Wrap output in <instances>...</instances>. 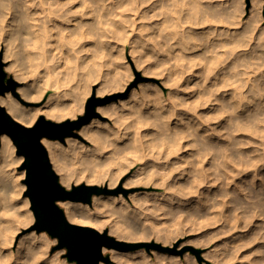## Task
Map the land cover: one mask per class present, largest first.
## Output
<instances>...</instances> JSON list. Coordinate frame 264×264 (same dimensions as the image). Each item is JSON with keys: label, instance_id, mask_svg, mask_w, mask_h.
I'll use <instances>...</instances> for the list:
<instances>
[{"label": "bare ground", "instance_id": "1", "mask_svg": "<svg viewBox=\"0 0 264 264\" xmlns=\"http://www.w3.org/2000/svg\"><path fill=\"white\" fill-rule=\"evenodd\" d=\"M212 1H208L207 4L204 0H0V50H4V60H8L6 69L13 71L15 77L24 82L18 89L20 98L12 92H6L0 95V103L5 105L7 111L23 124L31 125L43 114L60 120L68 119V117L75 118L83 109L85 96L90 91L91 83L98 79L97 77L100 76L99 78L102 79L97 87V94L111 91L113 86L121 85L122 80L123 82L127 80V78L122 79L120 73V76L118 75L119 71L114 72L110 78L107 75H101L103 64L100 59L102 60L105 52L102 49L103 54L100 53L99 46L103 44L105 48V45H108L112 49L113 45L115 46L112 39L126 41L132 33L137 35L135 38V45H137L138 35L146 34L143 32L146 25L145 28H148L146 31L149 30L146 35V41L149 40L147 42L149 49L152 51V49L160 48L168 60H175V66H178L180 74L191 71L187 85L195 86L194 89L188 93L187 97L184 95L183 100L179 99L180 93L168 91L169 98H178L176 105L164 95L162 87L156 83L148 85L150 87H146L145 84L141 90L136 91L133 88L134 90L129 92L128 96L122 97L119 101L99 106L103 115L113 118V123L109 124L96 117L81 127L80 133L84 140L92 145L89 151L87 150L89 143L86 145L83 140L77 141L76 138L68 137V143L74 150L79 151L78 155L70 158L71 163L81 162L85 156L92 157L94 162L97 161L95 164L99 166H94L96 170L100 167L102 170L92 172L93 168L87 175L88 181L106 180L111 186L120 182L126 168L139 162L134 176L127 179L124 182L125 185L143 182L163 190L159 193L157 191L132 193L131 199L139 207L154 205L156 202V204L170 203L174 198L171 195L174 196L176 192L178 194L186 188H191L187 187L190 186L189 183L203 179L206 181V178L212 176L210 167L215 166L217 161L220 162L225 174H231L236 170L238 172L245 166L258 167L259 156L252 155L253 157L246 165L241 162V155L245 144L250 142L251 135L248 132L259 129L264 122L262 118L264 114V32L258 33L259 30L254 33L258 26V19L261 17L251 15L252 18L249 21L242 23L240 15L243 7H237L238 2L237 6L234 5L236 7L234 10H228L217 9ZM169 2L173 3L174 7H170ZM168 6L173 8V17L170 15L172 13H169L171 9ZM219 6L221 7L222 4ZM155 17H159L160 22L158 20L149 25L145 24L148 21L144 24L139 23L142 19L149 18V21H152ZM171 17L177 24L173 22L174 25L165 26V22H169L170 19L173 21ZM182 22L196 25L203 23V27L206 23L211 24L207 25V29L205 28L202 34H196L197 30L194 31L192 27L195 25L188 23L190 28L187 29L189 27L187 26L181 29L182 25L186 26L185 23L179 25ZM230 25H235V28L233 29ZM134 50L137 49L134 48ZM140 51L138 50L139 53ZM120 53L124 56L121 50ZM111 58L117 59L113 56ZM150 64L147 68L150 67L153 70ZM165 65L167 66V63L164 67ZM160 66L157 70L162 68ZM125 67L127 68L128 65ZM151 72L149 71L150 74ZM121 73L123 76V72ZM170 75L172 74L167 75L166 80H169ZM192 78L196 81L193 80L194 84L190 85L193 82ZM163 85L166 86L165 83ZM40 98H45L41 106L23 105V100H40ZM187 103L189 105H186ZM177 106L188 108V110L179 109ZM199 107L203 108L202 112L198 109ZM56 140L44 138L43 142L48 148L50 159L63 172L61 180L69 183L72 170L70 169L71 172H69L68 164L63 162L62 145ZM23 159V155L16 153V145L12 138L6 133L2 134L0 137V264H65L60 260L55 262L52 257H46L50 243L45 231L37 234L28 232L27 235L21 236L18 247L16 246V249L13 247L21 226L28 225L35 216L30 207L29 197L23 195L26 185L21 183V178L26 176V169L18 170V165ZM92 165H94L93 162ZM164 190L172 191L169 193L170 197L167 193L162 195ZM123 192H119L117 196L93 195L96 213L91 211L89 205L80 201L65 200L61 203L70 221L99 224L100 227L106 228L102 217L107 210H124L131 207L124 198ZM162 196L167 200H160L163 199ZM124 233L118 236L133 237L129 230L126 232L129 235ZM112 251L115 256L120 255L122 259H128L137 264H187L177 257L160 253L156 254L153 260L145 253L126 258V255H122L119 251ZM225 254L228 255L221 258V264L232 261L230 254L228 252Z\"/></svg>", "mask_w": 264, "mask_h": 264}, {"label": "rangeland", "instance_id": "2", "mask_svg": "<svg viewBox=\"0 0 264 264\" xmlns=\"http://www.w3.org/2000/svg\"><path fill=\"white\" fill-rule=\"evenodd\" d=\"M208 1H212V0H207V1L204 0V2H206L207 4H208ZM237 2L239 3V6H237L238 5ZM212 3L213 4L215 3L214 5H216L215 7H217V9H228V10L233 9L234 10L236 8L235 6L243 7L242 8L243 11L241 12V15H240L241 19H242V23L249 21L254 15L255 16L257 15L258 18L261 17L260 19H258V21H259L258 26H257V29H255L256 31H254V33L258 32L259 30H260V32H258V33L264 32V30H263V28H264V0H254V1L253 0H222V1L221 0H213ZM220 3L222 4V6H221L222 8L219 6V5H221ZM169 4H170V7L171 6L174 7V5H172L173 3L169 2ZM169 4H167V5H169ZM231 5H232V7H230ZM229 8H231V9H229ZM176 9H177V7H176ZM172 10H173V8L171 9V11H169V13H172L173 12ZM174 10H175V8H174ZM182 13H183V11H182ZM174 14H175V11H174ZM170 15L173 17V13ZM251 15H252V17H251ZM159 17H157V18L155 17L154 19L152 18L153 19L152 21H149V18L142 19L139 21V23L144 24L146 21H148V23L146 22L145 24L149 25V23L152 24L153 22H156L159 19H161V17L160 18ZM172 19H173V21L170 19L169 22H165L166 24H164V25L165 26L170 25V24L174 25L173 22H175V19L174 18H172ZM159 22H160V20H159ZM184 23L182 22L179 25H182ZM188 23L187 22L185 23L186 26L182 25L184 28L181 26L182 27L181 29H185L187 26H189V27H187V29H188V28H190V25H195V27L194 26H192V27H193L194 31L197 30V31H195L196 34H198V33L202 34L204 32V30L207 29L206 28L207 25L211 24V23H206V24L204 23L206 26L204 25V27H203V25H202L203 23H201V25L200 24H197V25L196 24H190V23H189L190 24L189 25ZM214 24H217V23H214ZM217 25H219V24H217ZM230 26L233 27V29L235 28L234 27L235 25L234 26L230 25ZM145 27H146V25H145ZM145 27L143 29L144 30L143 32H145L146 34L143 33L142 34L143 36L138 35L139 41H138V39H136L137 45L139 44L138 47H137V45H135V38H137V35H133L134 33H132V35H130V38H128V40H126L127 42L124 40L123 41L121 40L122 42H120V40L117 41L115 39H114L115 40V42H114V40L112 39L111 41L113 42V44H115V46L113 45L115 50H112L114 48L112 47V49H111V47L108 45H105V48H104V46H102L103 44L101 46H99L100 47L99 50L101 51L100 53L103 54L102 49L105 52L103 57L106 55L104 59L102 57V54L100 55V58L102 57V60L100 59V61L103 64V65H101V70H102L101 75H107L110 78V76L111 77L113 76L112 74L114 72L117 73L119 71L118 75L120 73L122 79L125 80L127 78V80H125V82H123V80H122L121 85L123 87L121 85H118L119 88H118V86H113L114 88L111 91L109 90L103 94L102 93L97 94V87L99 86V83L102 80L101 78H99L100 76L97 77L98 79L96 81H94L93 83H91V86L89 88L90 91L88 92L89 94L87 93V95L85 96V101H84L83 106H82L83 109H81L79 111L78 115L75 118L68 117V119H76L80 115L85 114L87 102L91 98V96L93 95L94 88H95L96 95L98 97H106L108 95H117L116 98H113V99H111L105 103L99 104L96 107V110L100 113V116H95L94 118L97 117L99 120L107 121L109 124L113 123V121H112L113 118H111L109 115H103L102 112L99 110V106L108 105L112 102L119 101L122 97L128 96L132 92V90H134V89H136V91L141 90L145 84H146L145 85L146 87H150L151 84L156 83L157 85L162 87L164 89V95H166L168 100H171V102H173L176 105L178 103V98L172 99L171 97L169 98V96H168L169 92L171 90H173V92L175 91L176 93H180V96H181V97H179L180 100H183L185 96L187 97V95H189L188 93L191 92L195 87V86H192V87L189 86L188 87V85H187L188 80H190L189 77H190L191 71H187V72H184L183 74H180V70H179L178 66L177 65H176L177 67L175 66V64H176L175 60H172V59L168 60L166 58V56H164V53L161 52L162 50L160 48L159 49L157 48L159 50V52L157 51L156 48L152 49V51H151L149 49V47L147 46V42H149V40L146 41V35L148 34L149 30L146 31L148 28H145ZM260 27L262 28L263 31L261 30ZM202 29H203V31H202ZM116 41L118 43H116ZM119 42H120V44H119ZM124 42H125V44H123ZM143 42H144V44L146 43L145 46H144ZM132 43H134V44H132ZM121 46H122V48H121ZM139 47H140V49H139ZM123 48H125V49H123ZM131 48H133V49H131ZM134 48L137 50H134ZM146 48H147V51H146ZM106 50H108V51H106ZM120 50L122 51V54H124V56L121 55V53L119 54ZM138 50H141L140 51L141 53H139ZM154 50H156V52ZM3 51L4 50H0V52L3 54L2 59L4 62V70L7 74L6 77L7 78L13 77L18 82V84L15 88V92H13L12 90L7 91V92H12L16 97L19 96V98H20V93L18 92V89L20 86H22L24 84V82L17 79L15 77V74L13 71L6 69L5 66L8 64V60H4L5 58H4ZM132 51H133V53H132ZM115 53H116V56H115ZM108 54H111V55L108 56ZM117 55H118V57H117ZM149 55H151V57L153 55L154 56L152 57V59H150L151 57H149ZM112 56L116 57L117 59L111 58ZM147 56L149 57V59H147L148 58ZM156 56L158 57V59ZM160 56H162V57H160ZM121 57L124 58V60H122ZM143 58H145V59H143ZM155 58H156V60H154ZM109 59H111V60H109ZM141 59L144 61H140ZM150 60H152L153 62ZM159 60H161V61H159ZM107 62H108V64H107ZM112 62H114V63H113V65L110 64V65H112V66H110L109 63H112ZM150 62L153 65L150 64ZM104 63H106V64H104ZM116 63H117V65H116ZM124 63H125V65H124ZM166 63H167V66L165 65V67H164V64H166ZM122 64H123V66H122ZM126 64L128 65L127 68L125 67V66H127ZM149 64H150V66L153 67V70H151L150 67L147 68L149 66ZM160 64H161V66H160ZM168 64H169V66H168ZM173 64L176 68L173 66ZM105 65H107L108 67ZM102 66H104V67H102ZM113 66H114V68H113ZM116 66H117V68H116ZM159 66L162 67V68H159L160 71H158L159 69L157 70V68ZM171 66H173V67L170 69ZM119 67H121V68H119ZM154 69L156 72L154 71ZM145 70H147V71H145ZM148 70L150 72L151 71H154V72H151V74H150ZM168 70L171 73H168L169 72ZM121 72H123V74H124L123 76H122ZM188 72H189V74H188ZM126 73L128 74V76ZM152 73H154V74H152ZM157 73H160V74H157ZM176 73L178 75V78L181 80L180 82H179V79L177 78ZM185 73H187V74H185ZM168 74H172V75H170L169 80H166V77ZM125 75L127 77H125ZM180 75H181V77H180ZM163 79H164V81H163ZM177 79H178V81H177ZM193 80H194V78L191 79V81H193ZM194 81H196V80H194ZM194 81L191 82L192 84L190 83V85H193ZM123 83H125V84H123ZM163 83H165L166 86H164ZM177 84H178V86H177ZM148 85H150V86H148ZM182 85H183V87H182ZM178 87H180V89ZM183 90H186V91H183ZM167 93H168V95H167ZM182 93H183V95H182ZM44 101H45V98H40V100L39 99L23 100V105L28 106V107H38V105L41 106L44 103ZM1 105H3V104H1ZM186 105H189V103H187ZM3 106L5 107V105H3ZM202 107L198 108L200 110V112L203 111ZM177 108L180 109L183 107L177 106ZM183 109L188 110V108H185V107ZM43 115L47 119L57 121V122H61V121L66 120V119L60 120V119H55L52 117H47L45 114H43ZM262 115L261 116L264 119V114H262ZM37 119L35 120V122L37 121ZM35 122H33L31 125L35 124ZM261 124H262V126L260 127L261 129L256 128L255 130H252L251 133L248 132V134L251 135L250 142L245 144V148L242 150L243 153L241 155V160H242L241 162H243L246 165L248 164V162H250V159L253 157L252 155L259 156V158H260V160L258 161L259 162L258 163L259 168L255 167V166H245V167H242L240 169V171H238V172L236 170L235 172L233 171L231 174H227V173L225 174L222 171V166L220 165V162L217 161L214 164L215 166L210 167L211 171L213 172L212 176H210L211 178L208 177L210 179L206 178V181H205V179L199 180V181H193V182L189 183L190 186H187V187H191V188H189V189L186 188V190H183L181 193H178V194L176 192V193H174V196L171 195V197H174V198L170 201V203H164V204L158 203V204H156L157 203L156 202V203H154V205L146 206L147 208L146 207H139L138 205H136L133 202V200L131 199L132 193H151V192H156V191H157V193H159L161 191V188L160 189L154 188L153 186L147 185L143 182H134L128 186L125 185V183H124L125 181H127V179L132 178L134 176L136 167L139 164V162L132 164L131 166L126 168V170H124V172L122 173V178H121L120 182L118 184H114L111 186L109 185L108 181H106V180L100 179V180H97L94 182L88 181L87 175L91 173L93 168H94V170L92 172L102 170L101 167H100V169L96 170V168L94 166L95 165L98 166L97 164H95L97 161L94 162V160H92L93 159L92 157L90 158L89 156H85V158H84L85 160L83 159V161H85V163L83 161L78 162V163H71L70 158L72 156L78 155L79 151L74 150L73 146H71L68 143V141H67L68 137H72V139L76 138L77 141L83 140L86 145L89 143V145H87L88 151L92 148L91 147L92 145L90 144V142L84 140L82 134L80 133L81 128L76 130L79 133L78 136H67L64 141L59 140V139L56 140L62 145L63 162H66L69 166V170L70 169L72 170V172H71V170L69 171V172H71L70 174H72L69 176L70 177L69 180L71 179L69 181V183L63 182L61 180V176H62L63 172H61V170L59 168H57V166H55V162L53 160H51V162L53 164V167H54L56 173L59 175V180H60L61 184H63L66 188L72 189L73 185H79L81 183L96 184V185H99L102 187L107 186V187L112 188V189L121 188V190L119 192L122 193L124 191L123 192L124 198L128 201V204L131 206L129 209H124V210H113V209H111L112 211L107 210L105 216L102 217L103 221L105 220L103 223H106L105 224L106 228L100 227L99 224L95 225L92 223H79V222H74V223L92 226V227L99 229L100 231H104L105 229H108L109 233L111 235L115 236L118 239L125 240L128 242H133V243L156 242V243L162 244L163 246L176 249V252H169V251L157 249V248L152 247V246L148 247L146 244L139 246L137 248H134V249H115V248H112L111 250H109V248H107L108 250L107 249L105 250V255H107L110 258V262H108V263L102 262L104 264H137L131 260L124 259V258L122 259L120 257V255L115 256L112 250L119 251L122 255H126V258L127 257H129V258L135 257L139 253H145L146 255H148V257L150 259H153V260L155 259L156 254H158V253H160L162 255L164 254L166 256L171 255L173 257H177L183 263L187 262V264H194V263L195 264H221L220 263L221 258H224L226 255H228V254H225L228 252L230 254V257H231L230 259L232 260V261L230 260L231 262H228V264H234V263L235 264H264V162L262 161V160H264V153H263L264 152V140H263L264 139V122H262ZM25 125L30 126L29 124H25ZM255 131H257V132L252 135V133ZM261 133H263V134H261ZM262 140H263V142H262ZM253 142H254V144H253ZM262 143H263V145H262ZM16 153H17V147H16ZM87 154H88V152H87ZM18 155H21V154H18ZM90 159H91V161H88ZM24 160H25V158L18 165L19 171H22L21 166H22ZM238 161H240V160H238ZM92 162L94 165H92ZM83 164H85V166ZM89 165H90V167L87 168L86 166H89ZM79 171H80V173H79ZM25 177L21 178V183H24L26 185V188L23 191V195H26L25 191L27 190V184L24 181ZM207 182H208V185H207ZM192 184H193V186H192ZM201 184H202V186H200ZM164 191L165 192H163L162 195L167 193V195L169 196L170 195L169 193L172 192L169 190H164ZM119 192L118 193H101V194L117 196L120 194ZM188 192H190V193H188ZM101 194H95V195H101ZM252 195L254 196V198ZM261 195H263V196H261ZM26 196H28V195H26ZM212 197H214V198H212ZM161 198H163V199H160V200L165 199L163 196ZM240 199H242V200L240 201ZM165 200H167V199H165ZM61 202H63V201H59L58 204L64 209V206ZM80 202H82L86 205H89V207L91 208V211L96 213L97 209L94 206L93 197H92V200L90 203L83 202V201H80ZM30 207H31V203H30ZM177 207H178V209H177ZM169 208L172 212L170 210L168 211ZM205 208H206V211H205ZM212 208H213V210H212ZM214 208L215 209L217 208L216 211ZM125 210H126V212H125ZM64 211H65V209H64ZM188 211H190V213ZM250 211H251V215H250ZM32 212H33V210H32ZM229 212H231L230 213L231 215L229 214ZM202 213H203V215H202ZM242 214H244V215H242ZM182 215H183V217H182ZM173 216H174V218H173ZM185 216H187V217H185ZM222 216H223V218H221ZM200 218H202V219H200ZM203 218H204V220H203ZM218 218H220V220ZM229 220H231V222ZM106 221H108V222H106ZM34 222H35V216H34V220H32V222H30L28 225L25 224V225L21 226L22 228L18 231V234L16 235V238L14 241L13 247L15 249L18 247L21 236H23L25 234L27 235L28 232L30 233L31 231L34 232V234L40 233L36 229H32V225L34 224ZM122 225H124V226H122ZM238 225H239V227H238ZM255 227H256V229H255ZM125 228L127 231L125 230ZM131 229H132V231H131ZM133 229H136V230H133ZM128 230H129V233H131V236L133 235V237L129 236L130 237L129 238V237L122 236V238H121V236L120 237L118 236L120 233L128 232ZM138 230H140V231H138ZM169 230H171L170 233H169ZM255 231L258 233H256ZM41 232L43 233L44 231H41ZM44 233L47 235L48 241L50 243V245L47 249L46 257H48V256L52 257L55 260V262L62 261L65 264H75L76 263L75 261H71L66 256L67 248H65V247L64 248H56V246L59 242L56 237H53L47 231H45ZM129 233L128 234L126 233V235H129ZM165 233H166V235H165ZM224 233H226V234H224ZM249 233H250V235H248ZM167 234H169L168 235L169 237L167 236ZM221 235H223V236H221ZM252 236H254V237L251 239ZM166 237H167L168 241H165V240H167ZM255 237H257L258 239L257 238L255 239ZM163 238H164V240H163ZM224 240L226 241V244H225ZM223 242H224V245H223ZM246 242H248V243H246ZM227 244H228V246H226ZM190 247H194L196 249H199L200 253L197 254L196 252L192 251L190 249ZM231 247L234 248V250ZM224 250L225 251L227 250V251L225 252ZM216 251L218 253H216ZM214 252L216 253V255ZM231 255L232 256L234 255L233 257H235V259H233V257ZM219 257H220V259H219ZM186 259H187V261H186ZM57 260H60V261H57ZM192 260H193V262H191ZM249 260L251 261V263Z\"/></svg>", "mask_w": 264, "mask_h": 264}, {"label": "water", "instance_id": "3", "mask_svg": "<svg viewBox=\"0 0 264 264\" xmlns=\"http://www.w3.org/2000/svg\"><path fill=\"white\" fill-rule=\"evenodd\" d=\"M3 54L0 52V95L12 90L18 84L13 77L7 78L4 70ZM117 95L98 97L93 95L88 100L85 114L76 119H66L61 122L39 116L35 124L25 125L16 120L0 103V136L8 134L17 147V153L24 156L21 168L26 169L25 183L31 208L35 215L32 229L47 231L58 239L56 248H67L66 256L75 264H101L110 262L105 255V249H134L146 244L157 249L176 252L175 248L163 246L160 243H133L116 238L108 229H99L77 224L70 221L59 201H83L90 203L93 195L101 193H118L121 188L112 189L107 186L81 183L73 185L72 189L61 184L51 162L49 151L43 143L44 138L64 141L67 136H78L76 131L90 122L95 116H100L97 105L105 103ZM197 254L199 249L190 247Z\"/></svg>", "mask_w": 264, "mask_h": 264}]
</instances>
